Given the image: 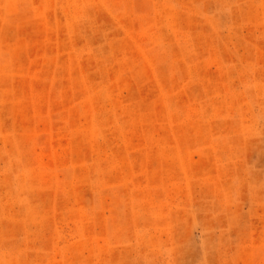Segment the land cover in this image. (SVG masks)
I'll use <instances>...</instances> for the list:
<instances>
[{"label": "rangeland", "instance_id": "1", "mask_svg": "<svg viewBox=\"0 0 264 264\" xmlns=\"http://www.w3.org/2000/svg\"><path fill=\"white\" fill-rule=\"evenodd\" d=\"M0 264H264V0H0Z\"/></svg>", "mask_w": 264, "mask_h": 264}]
</instances>
